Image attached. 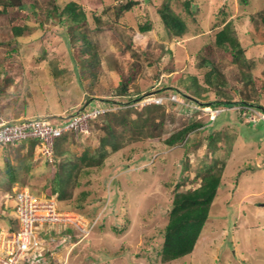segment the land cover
<instances>
[{
	"label": "rangeland",
	"instance_id": "rangeland-1",
	"mask_svg": "<svg viewBox=\"0 0 264 264\" xmlns=\"http://www.w3.org/2000/svg\"><path fill=\"white\" fill-rule=\"evenodd\" d=\"M23 1L34 4L36 11L10 6L0 12L4 118L44 115L59 123L83 103L118 102L121 80L129 91L141 92L139 96L159 86L169 92L173 87L189 105L121 107L132 109L125 114L131 120L122 122L124 112L112 115L108 129L100 119L88 135L62 143L65 153L51 160L39 146L0 147V234L9 231L17 193L28 188L48 197L47 187L62 160L69 155V162H75L86 149L98 152L102 136L113 132L117 148L111 141L105 146L101 165L84 166L61 202L52 196L80 223L47 234L50 251L40 259L43 264H264V121L249 122L241 105L218 117L209 111L206 104L221 94L204 79L209 66L199 64L206 45L214 43L223 27V18L230 20L249 61L234 64L225 48L215 47L216 61L229 82L225 90L236 99L245 94L249 100L259 98L264 106V0H193L192 14L185 0H170L171 8L188 23L183 36L172 35L164 26L158 9L165 0H141L127 11L119 10L127 0H74L86 11L75 29L53 11L72 0ZM146 20H151L152 29L141 32L139 25ZM15 24L24 25L22 36H13ZM243 73L252 78L248 84ZM196 105L200 109L192 107ZM194 122L201 125L184 141L166 144L168 136ZM213 158L219 159L221 185L196 248L180 259L164 261L159 250L174 193L198 187ZM7 160L16 167L12 180Z\"/></svg>",
	"mask_w": 264,
	"mask_h": 264
},
{
	"label": "trees",
	"instance_id": "trees-1",
	"mask_svg": "<svg viewBox=\"0 0 264 264\" xmlns=\"http://www.w3.org/2000/svg\"><path fill=\"white\" fill-rule=\"evenodd\" d=\"M145 2H150L151 0H143ZM242 4H247L248 0H240ZM141 0H127L125 3L121 4L119 10H131L135 5L141 4ZM193 0H185L183 4L185 5L186 11L192 14L195 10L193 6ZM0 4L2 8L0 12L6 11L10 6L16 8H24L28 12H34L35 5L31 4L28 5L27 2L23 0H18V2H14V0H0ZM53 10V9H52ZM48 12L50 16L54 13L53 11L57 12L60 16L61 20L65 19L68 20L70 23V27L75 29L76 26H79L82 21L86 18V11L83 8L82 4L77 1H69L62 9H58L57 6H54L53 11ZM159 16L164 24V26L171 32L174 36H183L188 31V23L183 16L175 12L170 6V0H165L162 6L158 9ZM223 27L217 32L216 38L213 44H208L205 47V54L200 57L199 64L209 66V71L205 73V81L210 86L215 88V90L221 94L219 98H216L212 101H209L206 105L212 108L218 107H229L235 105H248L254 107L262 112H264V106L258 99L249 100L246 96H240L238 99L232 96L228 91L225 90L226 87H229V82L227 77L221 68L218 61L215 58V47H222L225 48L226 51L229 53L230 59L232 63H247L249 58L245 56L244 48L241 45V42L238 36L234 33L232 22L227 19L223 18ZM152 29V22L151 20H146L145 22L139 25V30L141 32H147ZM24 30V25L22 24H15L13 26V36L19 37L22 36ZM82 33V32H81ZM82 39L89 43L86 39V35L84 33L80 34ZM6 81L11 82L12 76L7 74ZM197 76L193 77V81L197 82ZM243 79L248 84L251 81V77L247 74L243 73ZM199 86V85H198ZM165 87V86H164ZM159 86L156 90L157 94H164L169 93V91L165 90V88ZM174 91L176 90L173 87H170ZM236 90V89H235ZM171 92V91H170ZM244 92V91H243ZM117 100L118 102H130L135 100L139 97L141 92H131L128 90V86L126 82L124 83L122 80L117 86ZM199 100V99H197ZM200 103L202 100H199ZM84 103L81 105L83 106ZM150 107L158 108L162 107L159 104H153V106L148 105L146 106L147 109ZM132 109L124 108V109H117L106 112L98 116L97 118L93 119L90 123L91 126L98 122L100 119L106 120V125L104 127L110 128L112 125V115L114 117H119L118 114H130ZM144 110V109H143ZM152 110V109H151ZM76 111V110H75ZM74 111V112H75ZM151 111H147V114ZM73 113V112H72ZM221 113V112H220ZM219 113V114H220ZM147 114L141 116L140 119L144 118L143 121L147 119ZM218 114V115H219ZM121 117L120 119L122 122L126 123L127 121L131 120L130 115ZM218 115L216 117H218ZM69 116V115H68ZM68 116H61V120L65 121ZM28 117V116H24ZM19 117H13L11 119H17ZM64 118V119H62ZM118 119V118H117ZM60 121L59 123H61ZM215 119L210 121V124L213 125ZM201 125L198 122H194L181 130L174 132L170 136L165 139V142L169 146H173L178 142H182L185 140L187 133L192 130L194 127ZM116 133L110 132V137L102 136L101 138V146L98 152L91 154L88 149H86L81 156H79L75 162H69V155L65 157V160L60 164L58 170H56L52 176L50 181V186L47 187V196L52 197L56 194V198L59 202L67 197L68 187L71 183L75 180V176L80 173L84 166L91 167L94 165H101L102 158L104 156L105 146L108 143L114 145L117 148V144L115 143ZM153 135V134H152ZM74 134L71 132H66L62 136L56 139L54 144V154L53 156H57L58 153H65L66 150L61 148L62 143H65L69 140V138L73 137ZM210 138L214 140V135H211ZM111 141V142H110ZM212 142H210L211 144ZM29 144L30 148L37 147L38 139H25L24 141L15 143V144H4L0 145V147L7 148L10 146H17V145H24ZM61 149V150H60ZM215 151V149H214ZM50 160V159H49ZM219 159L213 158L211 162L206 165L205 172L202 175V182L201 184L193 189L188 190H180L175 191L171 209L169 212V220L162 231L163 241L161 248L159 250V255L161 256L162 260L170 261L180 259L188 254H191L198 243V240L202 234L204 229L205 223L210 215V211L212 208V204L217 196L218 188L221 185V178H222V170L221 168H217V162ZM6 170L9 173V178L12 180L15 177V170L16 167L13 166L11 160L6 161ZM76 182V180L74 181ZM177 184L176 187H178ZM32 191V190H31ZM34 194L35 191H32ZM9 224L11 228H15L17 221L15 217L9 214Z\"/></svg>",
	"mask_w": 264,
	"mask_h": 264
},
{
	"label": "built area",
	"instance_id": "built-area-1",
	"mask_svg": "<svg viewBox=\"0 0 264 264\" xmlns=\"http://www.w3.org/2000/svg\"><path fill=\"white\" fill-rule=\"evenodd\" d=\"M186 98L190 102H195ZM166 102L186 104L177 91L164 94L152 92L125 103L111 100L90 101L61 123H54L51 116L38 115L11 119L4 118L0 114V145L15 144L29 138L38 139L37 147L39 146L51 160L55 141L64 133L71 132L76 137L88 135L91 131V121L116 107L119 109L124 106H134L136 103L145 106L164 105ZM196 103L201 104L198 101ZM241 106L245 115L249 117V122L256 124L261 120L264 121V112L248 105ZM192 107L200 109L199 105ZM210 108L209 111H216L218 114L229 109V107ZM15 196L14 217L17 224L15 228L10 226L8 232L0 234V264H43L40 259L50 251L46 247L47 234L51 235L58 227H79L80 218L71 215L70 212L62 211L54 198H41L28 188Z\"/></svg>",
	"mask_w": 264,
	"mask_h": 264
},
{
	"label": "water",
	"instance_id": "water-1",
	"mask_svg": "<svg viewBox=\"0 0 264 264\" xmlns=\"http://www.w3.org/2000/svg\"><path fill=\"white\" fill-rule=\"evenodd\" d=\"M196 99V98H195ZM89 102H86L80 109H82L84 106H86Z\"/></svg>",
	"mask_w": 264,
	"mask_h": 264
}]
</instances>
